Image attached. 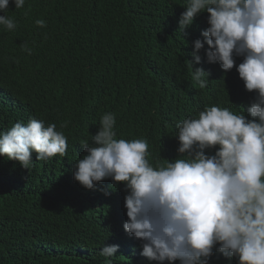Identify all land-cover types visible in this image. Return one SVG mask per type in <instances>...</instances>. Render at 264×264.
<instances>
[{"label": "trees", "instance_id": "16d2710c", "mask_svg": "<svg viewBox=\"0 0 264 264\" xmlns=\"http://www.w3.org/2000/svg\"><path fill=\"white\" fill-rule=\"evenodd\" d=\"M184 4L25 0L20 9L9 4L7 14L17 27L0 25V131L32 118L46 126L54 123L67 137L64 156L69 157L35 160L34 153L28 169L0 157V264H107L109 258L100 255L105 244L119 246L112 264H148L130 254L118 232L116 222L125 207L112 182L86 190L72 173L83 151L81 142H91L104 113L116 114L117 139H146L149 160L155 164L177 158L175 126L197 116L194 109L218 105L240 114L254 99L234 67L221 74L219 87H212L205 100L185 93L179 109L166 111L169 100H160L164 80H170L174 67L178 78L177 68L191 72L185 63L191 59V41L206 28L197 21L204 13L179 32ZM38 19L46 26H38ZM25 42L30 55L21 48ZM241 60L236 58V63ZM65 122L67 127L61 128ZM100 189L111 194L105 196ZM215 254L210 264H237L235 258Z\"/></svg>", "mask_w": 264, "mask_h": 264}, {"label": "clouds", "instance_id": "9594fccd", "mask_svg": "<svg viewBox=\"0 0 264 264\" xmlns=\"http://www.w3.org/2000/svg\"><path fill=\"white\" fill-rule=\"evenodd\" d=\"M10 3L20 9L25 0H0V25L14 30L17 24L7 14ZM183 8L180 33L204 13L197 21L206 28L191 41V59L185 61L191 72L177 68L178 78L174 67L170 80H164L160 100H169L166 111L179 109L185 93L205 100L212 87H219L221 74L234 67L254 99L240 114L218 105L194 109L197 116L175 126L177 158L155 164L148 141L117 139L116 114L104 113L91 142H81L73 179L86 190L102 181L116 187L125 207L116 226L138 261L210 264L219 253L237 264H264V0H185ZM35 23L46 26L42 19ZM21 48L31 54L27 42ZM67 147L56 124L46 126L35 118L0 131V157L24 169L33 165L34 153L35 160L69 157L64 156ZM118 250L117 244H105L100 255L112 264Z\"/></svg>", "mask_w": 264, "mask_h": 264}]
</instances>
